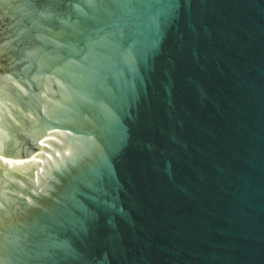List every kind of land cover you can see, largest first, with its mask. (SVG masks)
Listing matches in <instances>:
<instances>
[{"label": "water", "instance_id": "95a60500", "mask_svg": "<svg viewBox=\"0 0 264 264\" xmlns=\"http://www.w3.org/2000/svg\"><path fill=\"white\" fill-rule=\"evenodd\" d=\"M0 264H264V0H0Z\"/></svg>", "mask_w": 264, "mask_h": 264}]
</instances>
